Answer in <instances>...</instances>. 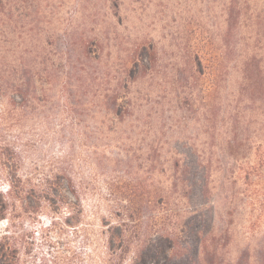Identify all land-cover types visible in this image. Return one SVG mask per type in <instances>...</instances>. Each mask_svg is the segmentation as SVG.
Here are the masks:
<instances>
[{
	"label": "rangeland",
	"instance_id": "374dc122",
	"mask_svg": "<svg viewBox=\"0 0 264 264\" xmlns=\"http://www.w3.org/2000/svg\"><path fill=\"white\" fill-rule=\"evenodd\" d=\"M231 1H28L34 2V9H28L31 24L19 41L31 45L41 41L46 96L28 113H14L21 115L18 119L11 113L1 123L0 116V147L16 149L14 158L9 159L19 167L20 181L12 193L18 207L12 212L10 233L23 261L119 264L109 249L105 225L121 219L131 221L132 230L139 224L143 239L157 245L160 228L153 200L158 175L149 155L157 127L150 132L138 118L143 92L152 93L153 89V102H157V67L154 75L134 72L128 78L126 64L144 46H154L164 61L162 72L167 67L172 70L174 64L180 67L190 46L207 60H223L225 73L230 74L226 91L239 94L248 86L246 69L255 77L264 76V0H236L244 11V21H239L233 38L228 39L226 9ZM33 20L41 24L42 33L37 32ZM228 49L230 55H226ZM116 93L128 106L127 113L118 117L108 115L106 102ZM262 120L260 116L254 124L251 152L241 156L244 161L251 157L252 166L263 151L256 146L261 140L257 128ZM167 129L168 137L183 132L178 126ZM3 153L0 150V193L8 195L12 184L1 173L8 163ZM217 169L215 165L212 170ZM57 175L64 188L49 192V183ZM27 192L34 196L27 198ZM236 192L238 208L232 216L222 211L227 200L216 190L211 189L210 200H206L209 206L215 204L213 223L229 231L224 254L234 262L249 249L246 264H264V166L258 164L253 170L249 185L241 179ZM23 201L41 207L26 212ZM76 201L82 203V214L73 212ZM185 210L178 211L181 217L186 216ZM181 217L177 220L175 216L176 225L192 224L198 230L200 223ZM7 227L8 220L1 222L0 232ZM190 241H196L195 234ZM190 255H180L174 261L160 259L157 264H182ZM131 258L129 254L125 264H131Z\"/></svg>",
	"mask_w": 264,
	"mask_h": 264
},
{
	"label": "trees",
	"instance_id": "16d2710c",
	"mask_svg": "<svg viewBox=\"0 0 264 264\" xmlns=\"http://www.w3.org/2000/svg\"><path fill=\"white\" fill-rule=\"evenodd\" d=\"M28 1L0 0L1 123L11 113L14 118L20 117L14 115L18 110L28 113L35 104L42 103L46 96V59L43 58L42 49H39L41 41L32 45L19 41L24 39L28 24H31V11L28 9L33 8L34 2L28 4ZM226 11L228 39H232L234 28L240 20L244 21V11L236 0L227 5ZM32 23L37 32L42 33L41 24L36 20ZM227 46L230 48L229 44ZM186 50L180 67L174 64L172 70L167 67L162 72L164 61L160 50L157 48L156 51L154 46H144L126 64L128 78L134 72L135 75L140 72L145 76L148 73L154 75L157 67V106L153 102L154 90L152 93L143 92L138 118L150 132L157 127V131L152 133V136L157 137L153 140L149 155L157 167V194L153 201L157 206V228L160 231L157 229L155 246L143 239L139 224L133 230L131 221L124 219L106 224L109 249L119 264L127 263L129 254H132L131 264H157L160 259L174 261L187 253L191 255L182 264L233 262L224 254L229 242V231L213 223L212 209L215 204L209 206L206 200L211 189L216 190L227 200L222 211L227 210L228 215H234L238 208V201L234 200L238 199L236 187L240 180L245 179L249 185L253 170L258 164L264 166V76L255 77L246 69L244 81L248 82V86L241 88L239 94L227 93L230 74L225 73L227 69L224 61L207 60L190 46ZM229 50L226 55H230ZM248 66L253 67L251 64ZM124 82L128 85L127 80L124 79ZM106 102L110 107L108 115L118 117L128 111V106L118 93L106 98ZM260 116L263 120L257 132L261 140L256 146L258 151H263L257 155V163L252 166L251 157L245 161L244 158L251 152V145L255 144L252 130ZM168 126H178L183 132L176 138L178 133L168 137L165 134L169 130ZM0 150L8 159L1 173L12 184L8 195L0 193V223L8 220L7 229L0 232V264H28L23 261L15 236L10 233L14 226L12 212L18 207L16 201H12V193L16 191L20 180L18 164H12L9 157L14 158L16 149L3 146ZM215 165L217 171L212 170ZM61 179L57 175L49 183V192L64 188L65 183ZM33 196L34 193L27 192V198ZM76 206L73 212L82 214L81 201H76ZM40 207L41 204H35L34 201L22 202V209L26 212L34 213ZM183 209H186V216L181 217L178 211ZM175 216L177 220H180V216L182 220H191L200 223V226L197 231L192 224L180 227L174 221ZM193 234L196 236L194 243L190 241ZM248 252L249 249L245 250L233 263L246 264ZM50 263L48 260L40 264Z\"/></svg>",
	"mask_w": 264,
	"mask_h": 264
}]
</instances>
